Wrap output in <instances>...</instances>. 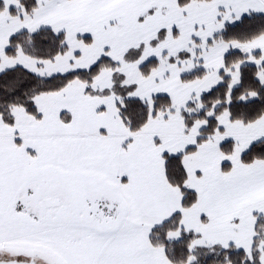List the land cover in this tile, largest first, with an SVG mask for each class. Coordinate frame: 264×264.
<instances>
[{
    "label": "snow or ice",
    "instance_id": "snow-or-ice-1",
    "mask_svg": "<svg viewBox=\"0 0 264 264\" xmlns=\"http://www.w3.org/2000/svg\"><path fill=\"white\" fill-rule=\"evenodd\" d=\"M0 264H264V0H0Z\"/></svg>",
    "mask_w": 264,
    "mask_h": 264
}]
</instances>
